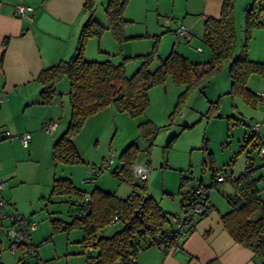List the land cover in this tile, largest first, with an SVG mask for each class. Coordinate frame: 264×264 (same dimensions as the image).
Segmentation results:
<instances>
[{
  "label": "rangeland",
  "instance_id": "1",
  "mask_svg": "<svg viewBox=\"0 0 264 264\" xmlns=\"http://www.w3.org/2000/svg\"><path fill=\"white\" fill-rule=\"evenodd\" d=\"M101 2L103 7L96 0L92 17L105 24L104 6L108 0ZM221 2L222 0H129L123 14L126 19L122 27L123 41L119 43L108 30L97 38H89L86 45L91 49L92 55L88 60L110 59L114 63L124 61L127 75H131L149 53L153 54L147 62L149 70H154L160 60L172 50L191 62L203 64L210 59L209 50L201 37L203 18L205 15L218 16ZM258 2L259 0L234 2L235 52H239L245 44L249 59L264 62V20L255 18L259 14ZM251 7L255 14L253 13L254 20L248 27L246 14ZM166 18L170 21L166 22ZM178 23H184L188 27L191 33L188 42L175 35L174 29ZM63 79L68 87V79ZM246 85L254 93L264 92V76L252 73ZM230 86L228 63L225 62L218 72L208 75L191 90H186L185 84L175 83L171 76L163 83L149 87V103L142 114L130 116L124 112H116L115 125L111 131L99 138V142H92L87 151L92 161L87 163V169L81 168L82 162L72 165L53 163L51 153L48 156L39 153L42 157L39 163L25 159L14 162L15 168L11 170H16L20 181L12 176L5 178L6 187L3 192L7 193L3 196L5 198L11 192L17 201L13 199V205L9 204L7 212L17 211L37 221L36 229L30 231V236L38 246L39 262L33 260L32 263H85L82 230L75 227L68 232L52 233L49 227L50 219L61 218L68 222L79 212L75 196L50 197L52 179L49 178V170L56 172L57 177H66L69 176L70 169H73L76 176L72 181L78 188L90 191L93 186H98L121 197L128 196L133 189L140 191L141 185L145 186L146 194L154 198L167 213L163 228L169 226L167 221L172 216L180 213L183 196L179 192L181 179L190 184L204 185L219 200L225 199L224 195L233 193L232 182L226 179L212 184V170L219 172L231 168L233 175L237 176L244 172L247 160L251 158L254 167L252 174L258 177L257 186L261 197L264 196V160L259 157L258 148L252 142H246L254 133L264 137V103L259 98L256 104H252L239 95L232 96L228 93ZM215 101H218L217 108L210 114V104ZM146 120L155 127L154 133L140 132L138 124ZM256 122L260 127L254 132L252 125ZM131 143L139 149L137 157L143 151L146 154L148 175L145 180L134 173L131 180H128L121 169L120 155ZM21 147L20 145V149ZM108 158L112 160L110 169L101 171L94 183L85 182L87 171ZM4 222L10 223V220L5 219ZM121 225L120 222L113 223L104 227L99 234L111 235ZM0 238L2 263L14 264L20 253H10L5 234L0 235Z\"/></svg>",
  "mask_w": 264,
  "mask_h": 264
},
{
  "label": "trees",
  "instance_id": "2",
  "mask_svg": "<svg viewBox=\"0 0 264 264\" xmlns=\"http://www.w3.org/2000/svg\"><path fill=\"white\" fill-rule=\"evenodd\" d=\"M128 1L108 0L104 6L106 23L101 24L92 17L95 0H85L83 9L87 11L88 16L79 30L73 53L49 67H43L37 76L41 84V89L38 91L40 104L50 103L56 96V83L63 77L68 79L69 118L65 129L54 140L52 146L51 157L55 163L72 165L82 162L71 139L91 114L112 106L116 112L139 116L148 106L149 87L163 83L168 76H171L175 83L185 84L186 90H191L202 83L208 75L218 72L222 64L227 62L231 79L228 93L232 96L239 95L252 104H256L258 98L259 101L261 100L257 93L247 87L246 83L252 73L264 76V62L249 59L245 44L239 52H235L236 30L233 23L235 0H222L218 16H204L201 37L209 50L210 59L203 64L191 62L187 57L172 50L160 60L154 70H149L147 62L153 56L149 53L143 57L139 67L131 75H127L124 61L114 63L110 59L102 61L86 59L84 53L89 38H97L108 30L119 43L123 41L122 27L126 22L123 14ZM260 5L261 0L258 2L259 9ZM253 13L255 14L253 7L249 8L246 14L248 27L254 20ZM255 18H258V15H255ZM125 59L126 57L123 58ZM217 104L218 101L211 103L208 113H213ZM138 125L142 134L148 131L154 133L155 127L149 120ZM246 142H252V145L259 148L260 144L264 143V137L254 133ZM138 152L137 146L131 143L120 155L121 169L128 180H131L133 176L134 161ZM250 159L247 160L244 172L234 176L232 171L229 180L232 182L234 191L232 194L225 195L230 208L221 217L226 230L234 240L250 248L253 255L260 260L261 264H264V196L261 197L257 186L258 177L252 174L254 167ZM215 174L216 172L212 170V184L216 183ZM184 181V179L180 181L179 192H182ZM49 190L50 197L75 196L74 201L79 212L84 209L83 200L88 195L87 212L84 216L80 217L77 214L68 222L61 218H52L49 227L52 233L68 232L75 227L81 229L82 246L92 244L97 249V264H112L118 258L121 264H125L128 253L138 248H145L144 242L155 235L162 236L163 249L169 243L168 241L177 243L178 237L174 240L171 238L164 240L168 238L167 233L172 232L174 228L163 229L162 225L163 221L167 220V213L154 198L146 194L143 185L140 191L133 189L128 196L121 197L98 186H93L90 191H86L74 185L71 178L56 176ZM181 204L182 199L180 207ZM114 216L122 224L121 227L111 235H100L99 232ZM5 219L7 218L2 216L0 210V235H6V228L10 224L5 223ZM46 262L43 261L42 264H47ZM0 264H3L1 253Z\"/></svg>",
  "mask_w": 264,
  "mask_h": 264
},
{
  "label": "crops",
  "instance_id": "3",
  "mask_svg": "<svg viewBox=\"0 0 264 264\" xmlns=\"http://www.w3.org/2000/svg\"><path fill=\"white\" fill-rule=\"evenodd\" d=\"M84 1L0 0V179L9 176L19 179L16 170H11L15 168L13 163L22 159L39 163L42 158L39 153L48 156L54 140L65 129L64 125L66 127L69 105L68 87L63 83L65 77L56 83L53 100L40 104L41 84L37 76L43 67L73 53L79 30L88 15L83 9ZM18 2L35 7L32 18H18L12 14V7ZM84 54L86 59L92 55L88 45ZM116 114L112 106L91 114L71 139L82 158V169H87V163L92 161L87 152L92 142H99V138L111 131ZM47 120L57 121L52 132L41 129ZM3 130H8L11 137L6 138ZM24 131L31 134L27 147L19 142V135ZM145 160L143 151L134 161V174L136 164L141 165ZM69 172L66 177L75 179L74 170ZM48 175L53 180L56 172L49 170ZM207 196L208 209L190 231L178 236V247L164 251L159 245L146 246L139 251L135 264H261L250 248L234 240L226 230L221 217L230 208L226 198L219 200L211 191ZM5 199L10 205L17 202L11 192ZM171 227L169 224L163 229Z\"/></svg>",
  "mask_w": 264,
  "mask_h": 264
},
{
  "label": "built area",
  "instance_id": "4",
  "mask_svg": "<svg viewBox=\"0 0 264 264\" xmlns=\"http://www.w3.org/2000/svg\"><path fill=\"white\" fill-rule=\"evenodd\" d=\"M259 14L258 17L262 20H264V0H261ZM12 14L15 17L18 18H32L33 13L35 12V7L33 5H27L23 3H16L14 7H12ZM166 22H169L170 19L166 18ZM175 35L183 39L184 41L188 42L191 38V33L189 32V29L184 23H178L176 25V28L174 29ZM257 95L260 97V101L264 103V92H258ZM1 100V99H0ZM42 128L46 132H52L57 126L56 120H47L42 123ZM259 123L256 122L254 125H252V130L254 132H257L259 129ZM3 134L6 138L11 137V134L8 130H3ZM19 142L23 147H27L29 145V141L31 140V134L28 131H24L19 135ZM258 155L259 157L264 160V143H261L258 148ZM112 160L111 158L105 159L102 163H100L98 166L91 167L87 171V175L84 177V181L87 183H94L96 180V177L100 175L101 171L104 169H110ZM147 166L146 163L143 164H136V174L141 180H145L147 178ZM232 175L231 168L223 169L219 172H216L215 174V181L216 182H222L226 179H229V177ZM5 187V181L0 179V210L2 213V216L4 218H7L10 220V224L6 228V237H7V249L10 250V253H20L18 260L14 264H33V260H36L39 262L38 258V246L35 245L30 236V231L36 229L35 226H37V221H33L30 218H27L26 216L22 215L20 212H7L6 209L9 206L8 201L3 197L2 191ZM184 188V191H183ZM208 189L201 185V184H190L187 181H184L182 186V204H181V210L180 213L177 215L172 216V218L167 221L169 222L174 230L172 232L167 233L168 238H164V240L167 239H173L175 237H178V235H183L186 232L190 231L197 219L201 217L206 207L209 204L208 200ZM88 195L84 197V209L78 213V216H84L87 212V201ZM118 218L116 216L113 217V219L107 223L108 226L113 225V223H117ZM167 243L164 251L178 247L177 243L170 242ZM144 246H150V245H163V238L161 235H155L149 239H147L146 242L143 244ZM92 244H86L83 246V253L85 254V263L84 264H97V257L96 252L97 249ZM142 248H138L134 252L128 253L126 256L125 264H135L136 257L139 253V251ZM25 256L27 258L25 259ZM29 258V259H28ZM112 264H121L120 258L114 260Z\"/></svg>",
  "mask_w": 264,
  "mask_h": 264
}]
</instances>
